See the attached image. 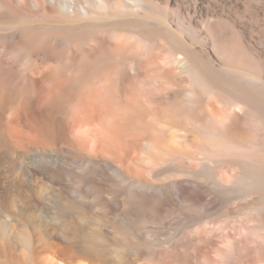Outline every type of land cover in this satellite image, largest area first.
Returning <instances> with one entry per match:
<instances>
[{
    "label": "bare ground",
    "instance_id": "1",
    "mask_svg": "<svg viewBox=\"0 0 264 264\" xmlns=\"http://www.w3.org/2000/svg\"><path fill=\"white\" fill-rule=\"evenodd\" d=\"M225 2L0 0V264H264V46Z\"/></svg>",
    "mask_w": 264,
    "mask_h": 264
},
{
    "label": "rangeland",
    "instance_id": "2",
    "mask_svg": "<svg viewBox=\"0 0 264 264\" xmlns=\"http://www.w3.org/2000/svg\"><path fill=\"white\" fill-rule=\"evenodd\" d=\"M220 6L213 7L218 13L236 19L245 25L244 45L247 47L264 46V0H225ZM203 7L209 6L203 2ZM180 17V16H178ZM179 20H182L179 18ZM245 20V22H243ZM247 24V25H246ZM246 43V44H245Z\"/></svg>",
    "mask_w": 264,
    "mask_h": 264
}]
</instances>
